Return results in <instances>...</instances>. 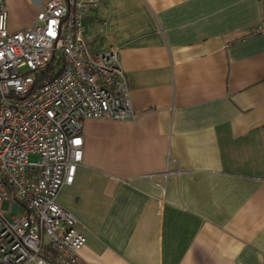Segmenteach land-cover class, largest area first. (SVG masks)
<instances>
[{"label": "crops", "instance_id": "obj_1", "mask_svg": "<svg viewBox=\"0 0 264 264\" xmlns=\"http://www.w3.org/2000/svg\"><path fill=\"white\" fill-rule=\"evenodd\" d=\"M50 0H5L9 29ZM92 53L117 47L135 118L88 119L58 203L88 264H264V0H102Z\"/></svg>", "mask_w": 264, "mask_h": 264}, {"label": "built area", "instance_id": "obj_2", "mask_svg": "<svg viewBox=\"0 0 264 264\" xmlns=\"http://www.w3.org/2000/svg\"><path fill=\"white\" fill-rule=\"evenodd\" d=\"M101 3L50 0L11 31L0 0V264H88L79 221L57 198L83 162L85 121L135 118L119 49L92 53L83 36Z\"/></svg>", "mask_w": 264, "mask_h": 264}, {"label": "trees", "instance_id": "obj_3", "mask_svg": "<svg viewBox=\"0 0 264 264\" xmlns=\"http://www.w3.org/2000/svg\"><path fill=\"white\" fill-rule=\"evenodd\" d=\"M62 68H63L62 62H59L57 70L54 69V67L52 66V63L48 64V69L53 71V75L59 74L61 72Z\"/></svg>", "mask_w": 264, "mask_h": 264}, {"label": "rangeland", "instance_id": "obj_4", "mask_svg": "<svg viewBox=\"0 0 264 264\" xmlns=\"http://www.w3.org/2000/svg\"><path fill=\"white\" fill-rule=\"evenodd\" d=\"M39 156L38 155H30V159L31 160H39ZM8 206H7V204H5V208H7Z\"/></svg>", "mask_w": 264, "mask_h": 264}]
</instances>
